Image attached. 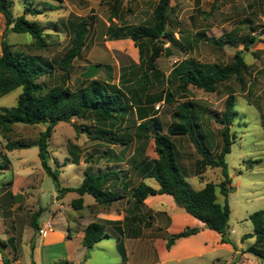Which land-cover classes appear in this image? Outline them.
Masks as SVG:
<instances>
[{"label": "rangeland", "instance_id": "374dc122", "mask_svg": "<svg viewBox=\"0 0 264 264\" xmlns=\"http://www.w3.org/2000/svg\"><path fill=\"white\" fill-rule=\"evenodd\" d=\"M8 2L13 18L23 15L25 7L41 12L26 15V19L40 24L47 48L39 50L31 36L14 33L12 26H7L0 14V52L1 44L5 42L25 55L58 59L71 47L72 23L86 19L90 24V33L85 48L73 62L66 85L75 90L95 79L110 81L126 91L135 92L141 101L140 107L128 104V121L124 123L123 130L117 133L119 138L125 134L130 136V143L124 147L92 139L102 127L94 122L72 119L55 126L48 142L49 165L57 174L61 188L76 185L75 180L81 179L80 172L83 173L88 164L94 165L96 159L104 155L102 163L94 165L93 172L125 171L131 176L129 188L136 187L140 182V172L135 165L143 157L157 159L151 134L140 130L139 126L153 118L166 134L175 107L184 102L195 106L198 123L212 132L213 136L208 137L206 144L216 156L222 144L219 133L222 127L212 115L222 113L229 96H234L237 117L230 127L232 145L230 154L226 156L233 191L226 199L217 188V202L221 205L227 202L230 207L229 233L239 253L232 254L228 249H221L216 253L221 259L217 264H264V260L246 252L255 239H242L244 235L254 233L250 215L264 211V0H171L167 32H171L172 37L161 39L164 51L156 61L154 70L150 71L139 60V51L133 41L116 40L110 30L113 27L134 29L141 25H152L158 0H124L115 13L112 11L114 5L109 4V0ZM250 38H255V42L246 47V40ZM237 52L242 53L247 65L241 75L242 82L232 77L213 93L195 87L183 92L179 89L178 80L170 76L184 60L195 61L214 70L226 68L232 65ZM147 57L148 54L144 60ZM39 83L49 91L64 87L65 78L60 72H55L41 78ZM170 93L173 95L169 104L167 99ZM20 94L21 89H18L0 98V110L16 106ZM158 106L159 110L156 109ZM86 129L91 132L90 136ZM45 131L44 124H16L9 131L0 130V224H22L24 227L22 244L21 231L14 245L15 253L20 256V264H31L34 244L40 246L41 237L47 235H43L41 230L49 233L56 228L55 224L66 222L65 215H53L56 200L60 199L59 193L52 178L42 168L38 147L33 146ZM15 142H25L32 147L8 151L7 144ZM173 142L186 181L195 190L204 188L207 183H221V168L208 167L201 172L198 165L200 156L188 137H174ZM77 165H80V169ZM149 185L158 186L155 180L149 181ZM131 193L118 207H132ZM72 197H76V194H69L67 199ZM147 199L152 204L156 202L151 197ZM155 204L165 210L170 209L167 199ZM34 215L38 217L34 218ZM52 217L53 220L47 222ZM34 220L44 225L36 230ZM154 220H158L165 229L167 216ZM156 229L151 225L147 231L154 237L161 236L164 229ZM2 249L7 250L5 247ZM245 254H248L247 257H244ZM9 261L12 264V260ZM212 262L209 256L183 264ZM142 264L155 263L149 258Z\"/></svg>", "mask_w": 264, "mask_h": 264}, {"label": "trees", "instance_id": "16d2710c", "mask_svg": "<svg viewBox=\"0 0 264 264\" xmlns=\"http://www.w3.org/2000/svg\"><path fill=\"white\" fill-rule=\"evenodd\" d=\"M57 1L62 2V0ZM123 1L109 0V4L113 3L114 5L112 7L114 13ZM170 3L171 0H158L152 25H141L134 29L113 27L110 30V32L113 31V38L116 40L130 39L133 41L139 51V60L148 66V71L154 70L156 61L164 51L161 39L172 37V33L167 32ZM40 13L39 10L25 7L23 15L13 18L8 0H0V14L5 18L6 25L12 26L14 33L28 34L39 50H45L47 44L43 38L42 27L39 23L26 19V15H38ZM71 28V47L63 56L55 60H49L39 55H25L16 51L13 45L5 42L1 44L0 98L18 89H21V94L16 106L0 110V130L9 131L16 124H44L46 131L33 145L39 149L42 168L55 183L59 197L70 192H75L80 196L73 201V207L81 209L84 195L92 196L100 205H110L125 199V196L115 187L117 184L123 183L128 178V174L122 170L94 173L92 167L88 166L79 187L61 188L57 174L49 165L48 142L55 126L59 123H68L72 119L94 122L104 128H99L92 139L124 147L130 143V136L125 134L124 137L119 138L117 133L123 130L124 123L128 121V104L140 107L141 101L135 92L126 91L110 81L95 79L75 90L66 85V82L70 80L73 62L86 46L90 24L86 19H78L72 23ZM246 41V47H248L250 43L255 42V38ZM146 54L148 57L147 60H144ZM246 69L247 65L242 53L237 52L232 65L226 68L214 70L212 67L195 61L184 60L176 66L170 76L178 80L179 89L183 92L189 87H195L213 93L220 84L232 77H236L242 82L241 75ZM55 72H60L64 76L65 85L47 91L45 86L39 83V80L46 75H53ZM148 75L150 74L148 73ZM172 95L171 93L168 94L167 103L169 104ZM171 116L173 120L168 126L166 134L162 132L157 120L153 118L139 126L140 130L151 134L157 155V159L154 160L143 157L139 164L140 167L138 166L140 176L144 180H155L158 189L142 181L134 188L132 198L136 204L144 205V201L149 196H171L178 208L202 222L205 228L218 233L223 244H230L236 250V245L231 240L229 233L230 207L227 202L224 205L217 202V188L220 189V194L226 199L233 191L226 156L230 154L232 145L230 127L237 117L235 98L229 96L225 110L222 113L212 115L214 121L222 127L219 130L222 144L216 156H213L206 144L208 137L213 136V134L198 123L197 112L192 103L184 102L176 106ZM82 130L85 129L82 128ZM85 132L89 136L91 135L89 130L86 129ZM174 137H188L190 139L200 156L198 165L201 172L208 167L222 169L223 180L219 185L207 183L201 190H195L186 181L178 162V151L173 142ZM30 147H32L31 144L15 142L7 144L6 149L14 151ZM38 215H34V218ZM250 220L254 227V233L244 235L242 239L245 241L255 238V243L246 252L259 260H264V211L253 213L250 215ZM33 227L36 230L40 228L36 220L33 222ZM199 232V228L187 227L177 234H167L165 235L166 248L170 250L178 240L191 237ZM107 237L104 225L95 222L85 229L83 245L87 250H91ZM7 245L8 242L0 239L1 253L2 248ZM123 257H125L124 254ZM3 262L4 264H11L4 254ZM58 264L71 263L62 260Z\"/></svg>", "mask_w": 264, "mask_h": 264}, {"label": "crops", "instance_id": "0c3cea01", "mask_svg": "<svg viewBox=\"0 0 264 264\" xmlns=\"http://www.w3.org/2000/svg\"><path fill=\"white\" fill-rule=\"evenodd\" d=\"M104 157L105 155L103 157L99 156L94 165H100ZM140 163L135 165L137 171H139L138 166L140 167ZM94 165L88 164L92 167V170ZM77 166L80 167V165ZM98 172L104 171L97 170L95 173ZM83 173L80 172L79 177L81 179L75 180L76 185L71 186V188H77L81 185L84 177ZM130 177L128 174V178L115 187L125 198L130 191L133 192L140 182L144 181L149 185V181L152 180H144L140 176L138 185L130 189L128 186ZM153 188L158 189V186ZM69 194H76V197L67 199ZM15 196L16 194L13 193V197ZM89 196L84 195L82 197L83 207L81 209L73 207V201L80 198L75 192L67 193L56 200L57 207L53 211V215L58 213L65 215L66 222L65 224H55V229L52 228V231L47 233L46 236H40L42 238L41 245L34 244L31 251V264H58L62 260H67L71 264H142L149 258H152L155 264H183L194 259L203 260L209 256L211 262L217 264L221 262V259L216 255L219 250L228 249L232 254L239 253V250L237 248L235 250L232 245L223 244L218 233L205 228L202 222L187 213L181 212L171 196H149L156 202L167 199L170 205L169 210L156 205V202L150 203V199H146L144 205H138L132 198V193L131 198L134 204L131 203L132 207L126 206L124 208H120L118 205L125 199L110 205H100L96 203L92 196L91 199ZM164 216L168 218L165 229L162 224H159L158 220H154V218ZM50 220H53V217L48 219L47 222ZM95 222L104 225L108 237L97 243L91 250H87L83 245L85 229ZM43 225L44 223L39 224L40 227ZM151 225H154L157 228L156 230L164 229L161 236L156 235L154 237L150 234L151 232L147 231ZM187 227L199 228L200 232L191 237L178 240L168 250L164 238L165 234H177ZM23 228L22 224H0V239L8 242L5 247L7 250L2 249V253L0 252V264H4L3 254L8 260H12V264H20V256L15 253L16 248H14V245L18 241V234L21 231L23 232L21 234L22 244L25 232ZM123 254L125 257H123ZM247 255L245 254L244 257H247Z\"/></svg>", "mask_w": 264, "mask_h": 264}, {"label": "built area", "instance_id": "2783aa9c", "mask_svg": "<svg viewBox=\"0 0 264 264\" xmlns=\"http://www.w3.org/2000/svg\"><path fill=\"white\" fill-rule=\"evenodd\" d=\"M156 109L157 110H159L160 109V106H158V107H156ZM41 233L43 234V235H46L47 234V230H41Z\"/></svg>", "mask_w": 264, "mask_h": 264}, {"label": "water", "instance_id": "95a60500", "mask_svg": "<svg viewBox=\"0 0 264 264\" xmlns=\"http://www.w3.org/2000/svg\"><path fill=\"white\" fill-rule=\"evenodd\" d=\"M47 126H48V124H47Z\"/></svg>", "mask_w": 264, "mask_h": 264}]
</instances>
